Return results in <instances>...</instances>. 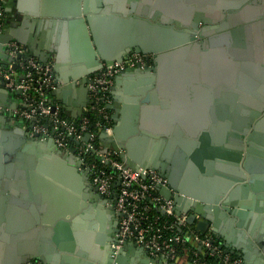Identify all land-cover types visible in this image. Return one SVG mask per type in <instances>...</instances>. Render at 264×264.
<instances>
[{
  "label": "water",
  "instance_id": "obj_1",
  "mask_svg": "<svg viewBox=\"0 0 264 264\" xmlns=\"http://www.w3.org/2000/svg\"><path fill=\"white\" fill-rule=\"evenodd\" d=\"M15 8L24 25L32 20L57 31L59 40L62 35L53 74L61 86L56 99L63 104L72 91L74 107L86 103V77L102 62L120 61L130 52L152 57V67L127 69L115 77L113 103H121L120 115L112 136L104 138L112 149L123 151L127 167L148 168L166 179L158 192L174 202L177 213L188 214L189 225L200 232L211 226L221 247L239 256L242 264H264V65L259 63L264 64V56L243 66L236 113L226 116L240 124H225L224 135L216 141L218 129L206 130L207 115L199 102L213 90L218 73L225 84L234 85L236 65L223 71L202 60V68L197 66L199 57L205 58L200 52L205 43L262 46L253 43L250 32L264 26V0H16ZM4 33L0 42L7 44L13 36ZM68 49L72 65L63 73L58 64ZM249 53L243 57L250 60ZM1 57L13 62L7 55ZM202 63H208L207 70ZM126 74L135 78L120 92L116 84ZM192 82L190 94L186 86ZM255 91L253 99L249 94ZM5 119L0 116V121ZM9 127H0V223L15 209L26 208L33 217L28 227L44 233V243L29 251L22 264L33 258L42 264L151 262L133 243L114 248V211L87 174L78 171L72 154L51 138ZM195 214L201 220L195 221Z\"/></svg>",
  "mask_w": 264,
  "mask_h": 264
},
{
  "label": "built area",
  "instance_id": "obj_2",
  "mask_svg": "<svg viewBox=\"0 0 264 264\" xmlns=\"http://www.w3.org/2000/svg\"><path fill=\"white\" fill-rule=\"evenodd\" d=\"M3 28L0 22V29ZM4 52L13 62L0 68V79L24 103L23 109L10 111L14 117L31 123V128H27L29 136L51 138L59 149L74 156L78 171L87 174L92 187L114 211L116 250L126 242L133 243L145 251L151 261L148 264H177L180 260L182 264H242L239 256L221 247L211 226L198 231L187 223L188 214L177 213L174 202L159 194L158 188L167 185L165 178L148 168L127 167L123 151L103 143L104 136L111 137L113 131L110 106L115 77L127 69L152 67L150 55L130 52L120 61L102 62L100 68L86 77L87 101L81 115L70 120L55 101L61 86L52 65L31 56L18 57L27 51L14 41L5 44ZM89 113L97 117L94 126L98 133L88 130ZM199 220L200 216L195 214V221ZM26 264L42 263L35 260Z\"/></svg>",
  "mask_w": 264,
  "mask_h": 264
},
{
  "label": "crops",
  "instance_id": "obj_3",
  "mask_svg": "<svg viewBox=\"0 0 264 264\" xmlns=\"http://www.w3.org/2000/svg\"><path fill=\"white\" fill-rule=\"evenodd\" d=\"M225 1H235V0H225ZM15 2L16 0H0V3L2 4V8L4 11V18H3V29H0V34H6V35H12L13 39L11 41L17 42L18 44L23 45L26 48V53H32L31 57L44 62V63H50L52 65V70L55 62V56L57 54V49L60 47L58 41L62 44V35L59 34L60 40L57 38V31L52 30L48 26H44L43 28H40L37 22L35 21H28L25 25L23 23V19L18 18L19 14L16 11L15 8ZM222 14L226 16L227 12L223 11ZM223 22V21H221ZM200 27L202 25H199ZM260 31L257 33L255 31H251V38L253 40V43L255 40L259 41L261 45H264V26L259 28ZM14 31V33L12 32ZM17 36V40L14 37ZM67 42V41H66ZM0 42V68H7L9 63L7 60H5L3 55H6L4 52L5 44ZM53 45V46H51ZM205 48L201 49L200 52H203L205 55V58L199 57V62L197 64L198 68H202L200 62L204 60L211 64L212 66H217L216 68L226 71V66H229V64H235L236 69L234 74L236 75L235 79H233L232 83H235L234 85L230 86V83L225 84L223 81L226 80L223 78V74L216 76V80L214 81V88L215 91L207 92L206 94H203L206 100H203L201 98L199 105L202 107V110H204L206 113V118L208 125L206 126V130H210L212 126H214L215 131L217 130V133L213 135L215 141L222 138L223 129L225 127V124L233 123L236 125H239L240 120L235 119L234 121H231L226 118L228 113H236L237 110V98L240 97L238 93V80L240 73L243 72V66L250 64H256L255 58L258 55L264 56V48L262 46H254L253 48H249L245 45L240 46H229L224 47L221 45H210L208 43H205ZM258 47V48H257ZM62 49V47H61ZM51 50V51H49ZM234 50L235 53L231 54L230 51ZM250 50L249 56H251V59H246L243 57L244 52H247ZM61 51V50H60ZM2 52V53H1ZM43 54L44 56H47L48 58L45 59V61L40 60L39 57L34 56V54ZM3 54V55H2ZM66 55H61L58 66L60 67V70L64 73L66 70H70V66L72 63L71 61V53L69 52V49L65 53ZM207 56V57H206ZM207 59V60H206ZM249 60V61H248ZM194 61V60H193ZM67 62V64H66ZM69 62V63H68ZM195 62V61H194ZM188 64H194L192 62H187ZM202 63V65L204 64ZM207 65L204 64V68L207 70ZM260 65H264L262 62H259ZM153 66V65H152ZM234 67V66H233ZM205 70V72H207ZM204 72V70H203ZM132 75L126 74L121 77L119 80V83L116 84L117 89L120 90V92H123L124 89H126V84L134 80L135 77H131ZM250 78L252 77L249 75ZM231 77V76H230ZM231 79V78H230ZM254 79V78H251ZM1 83V82H0ZM194 86V82L190 83L186 86L187 93L191 94V87ZM207 84L204 83L203 88L206 89ZM115 87V84H114ZM240 91L244 94H246L245 91ZM8 92V93H7ZM149 92V91H147ZM60 90L56 93V95H59ZM255 94H257V91H255L254 95L249 94L253 99H255ZM55 95V101H57L63 108V115L67 117L68 119H78L79 116L82 113V105L77 107H74L73 101L76 100L75 94L72 91L71 96L68 95V93L65 94V103L63 104L61 100L56 99L57 96ZM61 95V94H60ZM246 96V95H245ZM231 98H233L231 100ZM235 101L233 104H230L231 101ZM232 103V102H231ZM114 105V111L112 110V118H113V127L115 126L117 119H119V110L121 109V103H113ZM256 105V103L254 104ZM258 105V104H257ZM24 108V103L20 96L12 94L5 86H2L0 84V116L6 115L5 122L0 121V127L11 130V127L17 126L23 129L28 128V126L31 124L29 121L21 120V118L14 117L15 115L10 110H21ZM116 110V111H115ZM74 111V112H73ZM116 112V113H115ZM211 114H214L215 121H212ZM14 115V116H13ZM116 118V119H115ZM205 118V119H206ZM236 118V117H235ZM259 121V119L256 120V122ZM212 124V125H211ZM231 132V131H230ZM229 132V133H230ZM224 140L227 139V137L223 138ZM226 141V140H225ZM103 143L106 147H110L111 142L108 140L103 139ZM9 218V216H8ZM31 218L29 209H23L20 208L19 210L15 209V212L11 214L10 219L6 220V217L1 221L0 225L3 226V232L0 230V264H22V258L28 254L29 251L34 252V250H39L40 246L44 243L43 239V232L38 231L37 234H35V226L32 228H29L28 226L31 225ZM35 218V217H34ZM43 224L40 223V226ZM38 227V226H37ZM44 227V226H42ZM29 228V229H28ZM8 229V230H7ZM7 230V231H6ZM35 230V231H31ZM43 231V229H42ZM41 234H40V233ZM35 234V235H34ZM5 235L7 236V240H5ZM34 235V236H33ZM134 260L135 258H131ZM20 260V261H18ZM31 260H38V259H31ZM39 261V260H38ZM60 262V261H59ZM183 261H179L177 264H182Z\"/></svg>",
  "mask_w": 264,
  "mask_h": 264
},
{
  "label": "trees",
  "instance_id": "obj_4",
  "mask_svg": "<svg viewBox=\"0 0 264 264\" xmlns=\"http://www.w3.org/2000/svg\"><path fill=\"white\" fill-rule=\"evenodd\" d=\"M0 8H1V16H0V22H3V18H4V11H3V9L4 8H2V4L0 3ZM111 110V109H110ZM112 111V110H111ZM87 119H88V121H89V125H88V130L90 131V132H95V133H98V131H97V128H95V126H94V123H95V121L97 120V117L94 115V114H87ZM100 133V132H99ZM99 135L100 134H98L97 135V137H96V142H99Z\"/></svg>",
  "mask_w": 264,
  "mask_h": 264
},
{
  "label": "flooded vegetation",
  "instance_id": "obj_5",
  "mask_svg": "<svg viewBox=\"0 0 264 264\" xmlns=\"http://www.w3.org/2000/svg\"><path fill=\"white\" fill-rule=\"evenodd\" d=\"M152 64H153V63H152ZM153 65H154V64H153ZM101 198H102V197H101ZM99 199H100V198H99ZM32 261H35V260H30V261H28V262H32ZM28 262H27V263H28ZM25 264H26V263H25Z\"/></svg>",
  "mask_w": 264,
  "mask_h": 264
}]
</instances>
